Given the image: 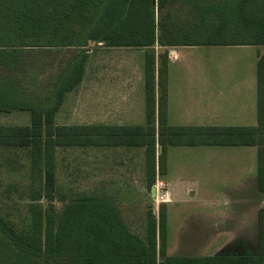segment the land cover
Masks as SVG:
<instances>
[{"label": "rangeland", "instance_id": "1", "mask_svg": "<svg viewBox=\"0 0 264 264\" xmlns=\"http://www.w3.org/2000/svg\"><path fill=\"white\" fill-rule=\"evenodd\" d=\"M81 3V0H0V43L20 50L18 58L25 61L21 64L26 69L22 78L13 77L15 72L0 70V125H28L31 105L41 108L53 105L59 75L64 71L72 74L86 56L84 52H90L89 58L92 51V58L86 60L84 75L87 72L95 77L102 61L98 59L101 47L97 41L92 45L87 43V39L91 35L96 40L110 34L116 36L126 11L125 4L122 0ZM234 5V0H206V3L168 0L164 14H171L176 44H183L191 37L205 42L213 39L210 35L217 22L203 24L202 15L214 16L224 10L226 20L230 9L236 12ZM106 6L110 10L100 21ZM64 31L72 37L68 45L56 40ZM52 33L59 35L52 38ZM254 50L185 48L180 51V59L171 65L172 90L183 93L184 105L189 96L196 94L192 88L209 92L210 83L226 82L217 80L214 73L249 71L255 60ZM107 55L111 59L114 56L111 51ZM128 55L131 57L132 53ZM232 77L246 81L249 76L235 73ZM13 78L19 79L20 86L12 83ZM80 85L65 94L57 124L82 123V110L88 99L91 103V97L87 94V82L83 87ZM161 151V146L157 145L158 155ZM236 151L239 152L236 157L228 155ZM250 152L252 148L245 147L170 148L173 191L167 196L166 188L159 184L158 168L155 186L147 187L146 152L134 154L133 161L126 165L127 154L118 151L114 154L112 148H58L54 196L34 201V168L29 150L0 148V219L10 223L17 232L29 233L35 205L44 211L53 205L58 224L69 205L87 204L95 208L101 224L96 238L102 244L110 243L108 255L115 257L116 263L152 264L151 252L144 247L149 249L153 216L157 222L156 264H171L169 258L207 257L216 258L215 264H261L259 210L264 212V207L259 205L261 201L257 202V161ZM128 178H132V184ZM240 184L243 189L236 191ZM168 198L174 201L169 206L163 203ZM228 199H234L233 204H229ZM91 213L85 210L81 217L88 218ZM162 213H167L168 217L165 238L160 229ZM110 219L116 223L107 225ZM106 233H113L116 241H109ZM72 248L70 246L63 256H42L37 260L39 264H80L75 257L78 249L73 250L74 253ZM163 248L166 256L161 254ZM24 256L25 251L4 237L0 230V264H12ZM99 262L105 264L106 256L102 254Z\"/></svg>", "mask_w": 264, "mask_h": 264}, {"label": "trees", "instance_id": "2", "mask_svg": "<svg viewBox=\"0 0 264 264\" xmlns=\"http://www.w3.org/2000/svg\"><path fill=\"white\" fill-rule=\"evenodd\" d=\"M90 0H81V4H89ZM125 14L116 36L112 34L100 40L89 36L90 41L102 42L107 47L150 48L156 45L176 48L179 46H264V0H234V7L226 17L224 10L214 16L205 13L202 23L214 21L217 27L211 32L209 39L198 42L190 38L183 44H176L175 25L171 22V14H164L168 0H122ZM206 3V0H201ZM81 8V7H80ZM228 8V7H227ZM106 6L100 21L109 11ZM228 11V10H227ZM234 13V14H232ZM158 17V18H157ZM72 30H75L72 29ZM58 31V30H57ZM99 31V30H98ZM202 34V33H201ZM52 33L50 37L58 36ZM64 31L56 40L68 45L72 37ZM51 39V38H49ZM0 43V70L17 73L13 77L22 78L26 72L19 60V51ZM48 45V44H44ZM85 53V52H84ZM82 56L80 64L72 70L62 72L55 84V103L41 108L31 105L30 123L24 126L0 125V148L12 147L27 149L33 160V178L35 189L32 199H52L57 186L56 153L58 148H114L136 147L146 149L148 187L155 182L157 168L163 175L167 170V151L170 146H251L258 147L259 185L264 190V58L258 62V125L255 127H174L168 125V52L160 55L159 68L156 69L155 54H148L146 64V126H98V125H59L56 117L64 103L66 93L81 84L85 73V63L88 55ZM25 63V61H24ZM77 72V73H76ZM74 73V75H73ZM76 74V75H75ZM70 75V76H68ZM12 83L20 86L19 79L13 78ZM19 82V83H17ZM157 89L159 92L157 98ZM158 122V125H157ZM157 145L162 148L158 155ZM54 206L44 211L34 206V220L29 233L17 232L8 222L0 219V230L4 237L25 251L21 260L12 264H39L37 259L42 256H63L72 246V251L78 249L75 257L80 264H100L101 255H105V264L116 263L115 257L108 255L110 243L102 244L96 234L101 224L95 208L87 204L69 205L58 224ZM90 210L91 216L81 217ZM45 214V216H44ZM45 217V219H44ZM107 223L114 225L113 219ZM161 234L165 238L167 230V213L161 216ZM259 228L260 250L264 257V212H260ZM107 232L109 228H106ZM93 236V237H92ZM109 241L115 240L113 233H106ZM116 241V240H115ZM157 222L152 216L149 231V249L152 264H156ZM77 245V247H74ZM74 252V251H73ZM75 253V252H74ZM166 256V249L161 251ZM260 263L264 264V259ZM259 260V259H258ZM121 261V260H120ZM171 264H215L216 258H169Z\"/></svg>", "mask_w": 264, "mask_h": 264}, {"label": "crops", "instance_id": "3", "mask_svg": "<svg viewBox=\"0 0 264 264\" xmlns=\"http://www.w3.org/2000/svg\"><path fill=\"white\" fill-rule=\"evenodd\" d=\"M92 45V42L90 41ZM99 66L95 72V77L84 75L81 85L87 82V94L91 97V103L84 106L82 110V123L80 124H59V125H98V126H146V64L148 54H155L156 69L159 68L160 55L168 52V125L174 127H255L258 125V62L264 58V46L247 45V46H207L222 47L230 49H255V60L249 71L244 73L235 71L237 76L248 75L246 81H237L232 79L235 73L219 72L214 73L216 79H223L226 82H214L209 84V92L195 90L196 94L189 96L188 101L183 105V93H176L172 89L171 65L181 57L180 51L185 48L202 47V46H179L171 50L169 47L156 45L150 48H131V47H107L104 43L99 42ZM240 47V48H239ZM114 54L113 58H107L108 53ZM131 51V52H130ZM89 55L90 52H85ZM128 53H132L130 57ZM92 54V51H91ZM91 54L88 58L91 59ZM135 55V56H134ZM134 60V61H132ZM255 72V73H254ZM214 77L215 76H212ZM250 80V81H248ZM238 83H234V82ZM207 85H204V87ZM85 89V86L84 88ZM197 90V91H196ZM182 94V98L179 99ZM159 92L157 89V98ZM186 106V107H185ZM191 106V107H190ZM62 108L58 115L61 113ZM57 115V117H58ZM56 117V122H57ZM158 125V122H157ZM175 147L190 146H170L167 151V170L161 175L159 183L167 190V196L172 192V180L170 172L172 171V162L170 160L169 150ZM200 147H224V148H252L250 156L257 161L258 183L256 192H258L257 202L264 207V190L259 185V168H258V147L251 146H191L190 148ZM107 150L109 148H98ZM114 154L125 152L126 165H130L135 158L133 155L139 153L144 155L145 148L114 147ZM251 151V150H250ZM132 155L130 156V154ZM239 152H231L228 155L236 157ZM130 160V162H128ZM132 184V178H128ZM134 184V183H133ZM156 182L152 185L154 187ZM148 187V186H147ZM234 188V185H233ZM133 189H136L133 186ZM243 184L239 189L242 190ZM235 191V190H231ZM231 196V195H230ZM174 201L168 198L163 201L167 206ZM229 204L234 199H228ZM227 203V204H228ZM233 204V203H232ZM258 205V206H259ZM264 209V208H263ZM262 209V210H263ZM259 210V214H260ZM258 214V216H259ZM168 223V217H167ZM216 254V253H215ZM214 255V254H213ZM214 258V257H213Z\"/></svg>", "mask_w": 264, "mask_h": 264}, {"label": "built area", "instance_id": "4", "mask_svg": "<svg viewBox=\"0 0 264 264\" xmlns=\"http://www.w3.org/2000/svg\"><path fill=\"white\" fill-rule=\"evenodd\" d=\"M161 186L160 187H162L163 188V185L161 184V183H159Z\"/></svg>", "mask_w": 264, "mask_h": 264}]
</instances>
